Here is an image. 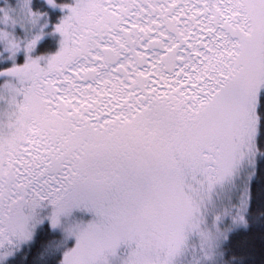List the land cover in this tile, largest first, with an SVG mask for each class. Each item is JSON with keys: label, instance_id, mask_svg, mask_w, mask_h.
Segmentation results:
<instances>
[{"label": "snow or ice", "instance_id": "snow-or-ice-1", "mask_svg": "<svg viewBox=\"0 0 264 264\" xmlns=\"http://www.w3.org/2000/svg\"><path fill=\"white\" fill-rule=\"evenodd\" d=\"M54 4V0H47ZM23 0L5 24H35ZM55 25L59 51L41 66L21 41H0L25 62L0 70V247L26 239L42 202L53 226L73 208L62 264H174L188 250L211 264L220 223L244 222L251 199L217 206L251 165L264 121V0H76Z\"/></svg>", "mask_w": 264, "mask_h": 264}, {"label": "rangeland", "instance_id": "rangeland-1", "mask_svg": "<svg viewBox=\"0 0 264 264\" xmlns=\"http://www.w3.org/2000/svg\"><path fill=\"white\" fill-rule=\"evenodd\" d=\"M43 4L47 7L52 8V11H58V13L54 14L52 17L50 14L41 13V12H34L31 8V0H29V8L34 13H41L39 19L35 24H31L28 22H24V26L21 27V23L17 22L12 24L11 22L5 24L0 20V29L11 33L16 38L20 39L21 41L31 39L33 36L40 34L39 39L36 41L35 46L28 52V56L31 58H41L39 63L41 66L46 64L47 59L55 55L60 47L61 41L63 37L59 32L55 30V25L59 24L61 20L70 14V7H61L62 5L74 6L76 0H68L63 3H58L54 0V4H48L47 0H42ZM23 4V0H6L2 5H0V10H7L9 15L14 18H17L21 14V5ZM3 16V11H0V18ZM45 38H50V50L48 52H42L43 48H38L40 42H42ZM1 51L0 57L4 60H10L17 65H21L25 62L26 56L23 47L19 51L15 53L14 56H11L10 53L5 49L4 43L0 41ZM12 66V65H11ZM6 78L0 77V84L4 82ZM263 86V85H262ZM261 86V88H262ZM260 88V89H261ZM260 91V90H259ZM255 157L253 158V163L251 165L245 164L244 166L240 167L234 176L228 181L222 188L217 190V195L215 197V204L217 206L228 204V203H237L239 200L240 195L248 189L249 181L253 175L254 168H255ZM247 208V206H246ZM246 208L243 212H246ZM52 214V205L47 202H42V206L38 207L35 210L34 216L32 219L29 220L28 229L30 235L26 239L19 240L18 242H14L12 245H6L5 247H0V264H2L8 257H10L14 250L17 249L21 244L26 243L32 239V236L39 225H47L49 228L56 230L59 233L63 241H66L67 247L65 252L71 250L76 244V237L74 234H69L67 229L70 226L79 225L80 227L86 226L89 222L96 219L94 213L81 208H73L67 215L61 214L58 217V224L53 226L50 222L49 217ZM242 223L236 222L233 223L230 217H225L223 221L220 223V227L224 230V236L221 240L225 238L227 232L234 226L241 225ZM135 247V244H125L121 243L116 251L115 254H109L108 264H122V261L125 260L129 253L131 252L132 248ZM218 248V246H217ZM217 248L213 253L211 264H218L217 261ZM64 252V253H65ZM64 253L62 257V261L64 258ZM174 264H205V262L201 259L199 252L194 250H188L183 256L178 258V260L174 261Z\"/></svg>", "mask_w": 264, "mask_h": 264}, {"label": "trees", "instance_id": "trees-1", "mask_svg": "<svg viewBox=\"0 0 264 264\" xmlns=\"http://www.w3.org/2000/svg\"><path fill=\"white\" fill-rule=\"evenodd\" d=\"M4 1L0 0V5ZM55 1L63 3L68 0ZM31 8L34 12H44L52 17L58 13L43 4L42 0H31ZM49 40L45 38L39 43L38 48L42 47V52L50 50ZM11 65L10 60L0 57V70ZM259 98L258 110L264 111V85L259 91ZM256 146L255 168L248 184L251 199L247 203L244 222L232 227L219 243L218 264H264V121L256 137ZM66 245L56 230L42 224L36 228L32 239L21 244L2 264H62Z\"/></svg>", "mask_w": 264, "mask_h": 264}, {"label": "clouds", "instance_id": "clouds-1", "mask_svg": "<svg viewBox=\"0 0 264 264\" xmlns=\"http://www.w3.org/2000/svg\"><path fill=\"white\" fill-rule=\"evenodd\" d=\"M58 224V223H57ZM56 224V225H57ZM76 228H77V225H75V226H70L68 229H67V232L69 233V234H71V233H73L75 230H76Z\"/></svg>", "mask_w": 264, "mask_h": 264}]
</instances>
